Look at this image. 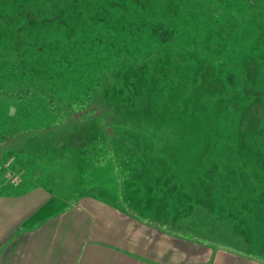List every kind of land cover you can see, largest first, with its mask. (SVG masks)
<instances>
[{
  "label": "rangeland",
  "instance_id": "374dc122",
  "mask_svg": "<svg viewBox=\"0 0 264 264\" xmlns=\"http://www.w3.org/2000/svg\"><path fill=\"white\" fill-rule=\"evenodd\" d=\"M0 146L48 213L122 199L264 260V0H0Z\"/></svg>",
  "mask_w": 264,
  "mask_h": 264
},
{
  "label": "crops",
  "instance_id": "0c3cea01",
  "mask_svg": "<svg viewBox=\"0 0 264 264\" xmlns=\"http://www.w3.org/2000/svg\"><path fill=\"white\" fill-rule=\"evenodd\" d=\"M22 190L0 179V264H264L164 231L102 199L48 213L49 191Z\"/></svg>",
  "mask_w": 264,
  "mask_h": 264
},
{
  "label": "trees",
  "instance_id": "16d2710c",
  "mask_svg": "<svg viewBox=\"0 0 264 264\" xmlns=\"http://www.w3.org/2000/svg\"><path fill=\"white\" fill-rule=\"evenodd\" d=\"M5 18V17H4ZM5 21H7V19H5ZM17 46H18V48L20 47L21 49L22 48H30V47H32L31 45H32V43L29 41V42H27V41H22L21 43H19V42H17V44H16ZM177 46H178V51L180 52V51H182L183 50V48L182 47H184L182 44H177ZM19 48V49H20ZM192 50L194 49V47H190ZM40 49H41V47H40ZM187 50V49H186ZM72 111H74V112H77V111H75V110H71V113H73ZM110 135V134H109ZM110 157V159H111V161H114V158H113V156L112 155H110L109 156V154H108V158ZM89 159H91V158H89ZM114 163V162H113ZM115 164V163H114ZM9 188H11V187H9ZM30 188H28L27 186H24L23 187V190L22 191H27V190H29ZM118 202H120V204L122 205H124V207H125V210L129 213V214H131L132 216H134V217H137L139 220H141L142 222H147V223H150V224H152V225H155V226H157L158 228H161V229H163L164 231H168V232H170V233H172V234H176V235H179V236H183V237H186V238H191V239H194V240H197V241H199L200 243H202V244H215L214 242H216V241H208V242H206L202 237H195V236H193V237H190V236H187V235H185V234H183V233H175L174 231H173V229H171L169 226H165V224L163 223V226L162 225H159V224H157V223H152L150 220H147V219H144L142 216H141V214L140 213H138V211H135V210H132V209H130L126 204H125V202L124 201H122V199H120V201L118 200ZM122 205V206H123ZM123 208V207H122ZM250 215V214H249ZM248 217H250V216H248ZM32 221L33 220H30L29 222V224H27V225H30L31 223H32ZM25 228H26V225H25ZM219 247H224V248H228L229 250H232V251H234V249L233 248H231V247H229V246H219ZM235 252H237V253H239V254H245V252H238V251H235ZM248 254H249V252H248ZM251 254V253H250ZM251 256V258H257V257H255V256H252V255H250ZM257 259H259V258H257ZM260 260H262V259H260ZM264 261V260H263Z\"/></svg>",
  "mask_w": 264,
  "mask_h": 264
},
{
  "label": "bare ground",
  "instance_id": "6f19581e",
  "mask_svg": "<svg viewBox=\"0 0 264 264\" xmlns=\"http://www.w3.org/2000/svg\"><path fill=\"white\" fill-rule=\"evenodd\" d=\"M232 191V190H231ZM229 197V196H228ZM255 200V199H254ZM237 201V200H236Z\"/></svg>",
  "mask_w": 264,
  "mask_h": 264
}]
</instances>
